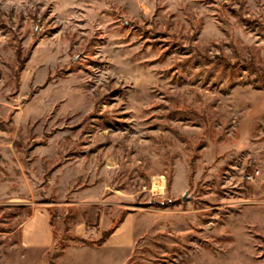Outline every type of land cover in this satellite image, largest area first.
Wrapping results in <instances>:
<instances>
[{"label": "rangeland", "instance_id": "obj_1", "mask_svg": "<svg viewBox=\"0 0 264 264\" xmlns=\"http://www.w3.org/2000/svg\"><path fill=\"white\" fill-rule=\"evenodd\" d=\"M0 264H264V0H0Z\"/></svg>", "mask_w": 264, "mask_h": 264}, {"label": "bare ground", "instance_id": "obj_2", "mask_svg": "<svg viewBox=\"0 0 264 264\" xmlns=\"http://www.w3.org/2000/svg\"><path fill=\"white\" fill-rule=\"evenodd\" d=\"M165 177H154L153 179V190H158L159 192L163 193L165 191V184H164Z\"/></svg>", "mask_w": 264, "mask_h": 264}]
</instances>
